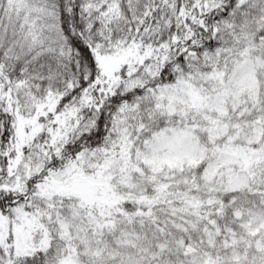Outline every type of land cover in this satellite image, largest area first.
<instances>
[{"label":"snow or ice","instance_id":"obj_1","mask_svg":"<svg viewBox=\"0 0 264 264\" xmlns=\"http://www.w3.org/2000/svg\"><path fill=\"white\" fill-rule=\"evenodd\" d=\"M0 264H264V0H0Z\"/></svg>","mask_w":264,"mask_h":264}]
</instances>
